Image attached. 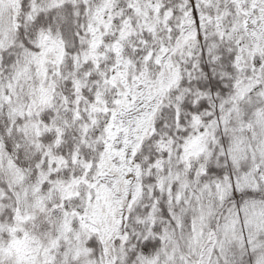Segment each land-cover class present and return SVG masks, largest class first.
Instances as JSON below:
<instances>
[{
  "label": "snow or ice",
  "instance_id": "obj_1",
  "mask_svg": "<svg viewBox=\"0 0 264 264\" xmlns=\"http://www.w3.org/2000/svg\"><path fill=\"white\" fill-rule=\"evenodd\" d=\"M0 264H264V0H0Z\"/></svg>",
  "mask_w": 264,
  "mask_h": 264
}]
</instances>
